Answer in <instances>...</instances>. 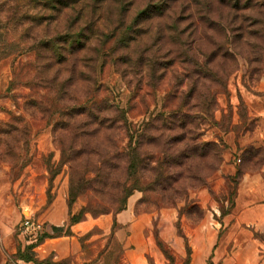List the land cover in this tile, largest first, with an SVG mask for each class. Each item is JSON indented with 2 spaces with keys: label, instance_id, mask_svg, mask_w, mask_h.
I'll return each instance as SVG.
<instances>
[{
  "label": "trees",
  "instance_id": "trees-1",
  "mask_svg": "<svg viewBox=\"0 0 264 264\" xmlns=\"http://www.w3.org/2000/svg\"><path fill=\"white\" fill-rule=\"evenodd\" d=\"M260 1L212 0L208 5L210 10H205L206 16L190 20L186 26L183 21L187 10L192 6L199 7L201 2L206 9L204 0H177L180 8L171 12L165 11L168 2L163 0L156 4L153 10L142 12V15H151L149 19L161 20L164 17H172L171 25L170 22L164 21L169 24L160 28L161 30L167 28L173 32L171 36L173 49L170 55L174 56L166 67L162 65L164 63L162 56L156 62V66L152 64L151 67L153 70L154 67L155 69L162 67V76L157 77L153 74V78L156 77L158 80L164 79L166 72L174 68L179 84L170 91H165L161 106L157 104L152 109L146 105L144 110L141 103L136 102L140 97L136 88H130L127 108L122 109L112 104L105 109L103 101L97 100V95L101 91L99 80L91 78L86 72H83L82 76L77 75L76 68L72 70L66 68L69 62H74L72 59L74 51L84 53L89 46L88 41L93 39L91 36L84 39L82 37L84 34L81 35L78 31L69 38L65 37L63 40L59 38L63 33L59 31L58 26L66 10L70 8L69 3L64 0L0 2L1 13L6 14V17L0 16V61L12 59V84L18 82L19 85L36 91L27 99L28 102L34 100L31 105L28 103L22 112L20 109L16 113L7 112L10 119L0 122V155L4 157L6 154L16 153H12L15 148L10 146L8 140L11 135L19 136L18 140L23 142L22 147L29 149L30 142L39 132L32 128V124L26 118L28 115H38L40 125L54 127L53 136L58 140L63 157L68 152V155H72L70 151L74 150L72 146L67 148L64 143V140L71 136L84 141L92 139L97 145H100L101 139L113 142V159L120 155L125 163L124 171L122 170L124 182L111 185L110 202L89 203V207L83 208L79 215L71 218L67 230L53 227L52 234H45L31 243L25 251L32 253L33 257L18 254L17 259L52 264L49 259L38 260L34 249L47 238L72 235L70 227L84 221L87 214L97 218L108 214L117 215L126 210L128 199L135 191H142L145 194L137 206L136 213L140 214L148 213L138 211L140 204L148 203L157 208L176 206L179 202L187 200L191 190L207 185V180L220 168L225 144L222 140L219 143L205 141L203 127H219L224 133L231 131L232 128L222 126L221 121L216 118V112L219 110L218 96L228 93V79L236 70H240L244 77L254 78L258 75V79L264 73V0ZM195 15L200 14L196 11ZM190 16H194V13ZM84 17H87L86 14H78L77 27H80L78 24ZM103 20V16L100 15L95 21L99 23ZM52 25L57 26L55 32L51 31ZM80 30L90 31L94 35L92 26L81 27ZM125 31L131 32L132 28H126ZM111 37H114L113 33ZM66 45H71V51H74L66 54ZM26 46L35 49L37 55L21 51ZM9 49L13 52H7ZM47 50L51 52H46ZM184 52L187 58L194 55L191 63L184 58ZM25 57L27 70L23 72L21 69L25 66L23 64ZM183 64H189V68L188 66L184 68ZM178 67H182L184 72H178L176 70ZM83 68L89 66L86 64ZM88 82L90 84L86 87ZM187 82H190V86L184 92L183 87ZM157 86L153 89H158ZM79 88H83L85 92H78ZM101 114L103 116H100ZM140 117L143 120L134 123ZM223 118H226L225 115ZM21 136L24 138L23 141ZM124 140H128L125 147ZM164 140L166 142H163ZM180 146L185 150V152L180 150L183 156H180L182 154L180 151L174 153ZM185 156L188 159L198 158L207 162L208 158L216 159V163L212 164L208 172H203L206 163L204 162L202 168L195 169L188 177L189 184L184 180L182 184L176 185L174 182L178 178H174V171L178 165H183L181 157L185 159ZM68 165L71 171L78 172L81 164L76 165L68 160ZM99 172L100 170H85L82 177L96 176ZM145 173L149 175L147 180L152 182L142 186L140 183L147 181L143 180ZM77 189L80 191L81 187L76 188L72 183L71 200L76 196ZM159 249L170 264H174L165 249L161 247Z\"/></svg>",
  "mask_w": 264,
  "mask_h": 264
},
{
  "label": "rangeland",
  "instance_id": "rangeland-1",
  "mask_svg": "<svg viewBox=\"0 0 264 264\" xmlns=\"http://www.w3.org/2000/svg\"><path fill=\"white\" fill-rule=\"evenodd\" d=\"M1 1L3 0H0V2ZM160 1L163 0H64V2L70 4V8L66 10V14L60 21V26H58L60 27L59 31L63 33L59 38L61 40L65 37L69 38L71 37V34L77 33L75 31H78L81 35L83 33L84 36L82 35V37L84 39L89 36L93 38L88 41L87 46H89L84 53L73 50L75 52V55L72 56L74 62H69V66L66 68H69V70L76 68L77 75L82 76L83 72H86L91 78H97V80H99L101 91L97 95V100L103 101L105 109H108V106L112 104L119 106L122 109L127 108L130 101V88L138 89L137 92L140 97L136 102L141 103L143 107L142 110L146 109L144 108L146 105L153 109L157 104L161 106V100L165 91H170L172 87L179 85L176 80L174 68H170L166 72L165 78L162 80H158L156 77L153 78V74H156L158 77L163 73V70H161L162 67L159 69H155L154 67L153 70L151 67L152 64L156 66V62H158L160 56H162V62H164L162 65L163 67H166L170 64L171 58L174 56L170 55V51L173 49V43L171 41L173 32L167 28H164V30H161L160 28L169 24L164 23V21L170 22L171 25L173 21L172 17H164L159 20L158 18L149 19L151 16L149 14L142 15V12L144 11L153 10L155 5L160 3ZM166 1L168 2L165 9L166 12H171L180 8L177 0ZM211 1L212 0H204V2H206V9H204L202 2L200 6L196 8L191 5L192 7H190L185 14V19L183 21L184 26H186L190 20H197L198 17L204 18L206 16L205 10H210V6L208 5ZM260 2H263V0ZM196 11H198L200 15L196 16ZM80 13L86 14L87 17L82 18L80 24H78L80 27H77V16ZM193 13L194 16L191 17L190 15ZM100 15L103 16L104 20L97 23L95 20ZM0 16L6 17V14H2L0 10ZM216 17L218 19V15H216ZM186 18L188 21H186ZM89 20L91 21L87 24ZM83 26H92L94 29V35H92V32L90 31L80 30L81 27L84 28ZM126 28H132V31L127 33L125 31ZM56 29L57 26L52 25L51 31L55 32ZM112 33L114 37H111ZM163 36L164 39H162ZM124 38H126V41H124ZM128 38L131 39L129 40ZM66 46L67 49H65V52L68 54L71 51V45ZM33 47L35 48L36 46L34 45ZM21 51L25 54L32 53L37 55L36 50L32 47L28 48L26 46L25 49H22ZM7 52L13 51L12 49H9ZM46 52L51 51L47 50ZM15 53L17 54L18 50ZM185 54L186 53L184 52V58L189 62L194 58V55L187 58ZM196 56L198 57V55ZM23 64L25 66L21 70L24 72L27 70L25 69L27 67L26 57ZM86 64L89 68H83ZM182 66L184 68L188 66L187 68H189V64H183ZM176 70L181 73L184 72L182 67H178ZM12 75V59L1 60L0 122L8 121L10 119L7 112L16 113L18 109L22 112L28 103L31 105V102L34 101L31 100L28 102L27 99L32 93L35 94L36 91H31L30 89L19 85L18 82L12 84ZM69 75L70 73H68V76ZM257 76L254 78L249 76L244 77L240 70H236L228 79V93L219 95L218 100H222L225 103V100H228L231 95L229 89L234 88L237 84H243L247 90L252 91L257 83ZM89 84L90 83L88 82L86 87H88ZM155 86H157L158 89H153ZM189 86L190 82H187L183 87V91L185 92ZM78 92L83 93L85 90L79 88ZM224 110L225 112L221 110L219 105V110L216 112V118L218 121H221L222 126L230 129L232 127L233 106L229 104L224 107ZM237 112L240 119L243 120V123L237 126L235 130L238 131L242 128L250 131L253 130V123L248 124L247 122L248 114L246 105L243 101L239 103ZM223 115H225L226 118H223ZM32 116L28 115L26 119L32 124H30L32 128L39 133L35 136L34 140L30 142L29 149L22 147L23 142L18 140L19 136L11 135L8 140L10 146L15 148V151H12V153H16L12 155L6 154L4 157L0 155V163L6 165L8 168V180L12 183L18 184V188L16 189L12 201L18 206L21 218L14 226V240L12 244L17 248L16 257L18 254H24L26 257H33L32 253H27V251H25L31 243L29 242V238L24 235L21 230L22 224L27 217H33L44 223L46 227L44 235H49L51 232L48 229V222L41 219V215L45 210L43 211L42 209L40 212H31L28 207L21 205V198L25 196L24 193L26 190L34 192L36 185L45 188L43 195L45 196L46 206L44 209L48 208L59 197L62 200H65L69 210L67 220V224L69 225L71 218L79 215L83 208L89 207V203L107 204L110 202L112 200L111 185L124 182L122 170L124 171L125 163L124 160L122 161L120 158V155L113 159V142H105L101 139L99 143L100 145H97L92 139L84 141L79 138L74 139V137L68 136V138L64 140L65 146L67 148L72 146L74 150L70 151L72 152V155H68V152L67 155L63 157V154L58 147V140H55L53 136L54 127L42 126L39 122L40 117H38V115ZM100 116H103V114ZM142 120V117L137 118L134 123L141 122ZM203 128L205 129L203 132L205 141L219 143L224 137V132L221 131L219 127L204 126ZM21 140H24L22 136ZM127 142L128 140L123 141L124 147ZM163 142L166 141L164 140ZM222 142L224 144L223 140ZM162 146L161 143V147ZM181 149L184 150L182 146L177 147L174 153ZM180 156H183V152ZM182 158L183 157H181V162H183V165L177 164L178 167H176L174 171V178H178V180L174 182L176 185L182 184L184 180L185 183H187L188 177L191 176L195 169L202 168L204 162L206 163L203 172H208V169L211 168L212 164L216 163V159L210 158L207 159L209 162L198 160V158L188 159L187 156H185V159ZM239 158L240 161L236 160V170L232 175H220V179L225 181L222 193H216L212 189V186L218 180L219 168V170L207 180V185L199 186L197 189L191 190L186 201L179 202L176 206L168 205L161 208L144 203L140 204L138 211L156 213L164 209L177 208L178 212L184 214L186 217L184 223H187L189 227L193 228L201 225L209 211L211 223L213 221H216V223H222L223 217L229 214L233 208L237 188L242 176L248 171L256 170L264 165V147H248V149L242 152ZM68 160L74 162L76 165L81 164L80 170L78 172L71 171L68 165ZM114 167L116 168V171H114ZM85 170H100V172L98 174L96 173V176L87 175L82 177V172ZM144 175L145 178L143 180H147V177L149 176L148 173H145ZM72 179L73 181H71ZM151 182L152 180L143 181L140 185L145 186ZM72 183L76 185V188L81 187L80 191L77 189L75 192L76 196L72 198L73 200H71L70 197V187ZM189 183L190 180L187 184ZM39 194V192L35 193V200ZM144 196V192L135 191L128 199L129 202L133 197L138 198L136 212L137 206ZM214 209L218 210L215 216L211 214L214 212ZM87 217L93 216L87 214L86 218ZM118 227L119 226L117 225L113 227V231L110 236L107 237L106 241L102 243H99L98 241V246L96 248L93 247V243L87 242L89 235L81 237L79 241L82 245L83 254L81 255L82 261L80 262L75 261V256L65 258L56 263H53L52 257H50L49 261L52 264H125L123 261V246L116 236ZM68 228H65L64 230H67ZM2 229L3 228L0 227V235ZM93 233L100 232L99 230H95ZM153 235L155 238V245H159V247L165 249L167 256L174 261V256L171 254L168 247L169 245L163 238V236L167 238L170 236V228L166 226L162 232V229H160L157 222H155ZM33 252L37 256V253L35 251ZM187 253L190 255L189 250ZM260 260L261 262H264V254Z\"/></svg>",
  "mask_w": 264,
  "mask_h": 264
},
{
  "label": "crops",
  "instance_id": "crops-1",
  "mask_svg": "<svg viewBox=\"0 0 264 264\" xmlns=\"http://www.w3.org/2000/svg\"><path fill=\"white\" fill-rule=\"evenodd\" d=\"M229 90L231 95L225 103L218 100L223 112L224 107L232 105L233 115L231 131L224 133L222 138L225 144L223 163L218 171V180L212 186L216 193H222L225 186V181L220 179L221 174L232 175L235 172L236 160H240L239 156L244 150L248 147H264V74L257 80L252 91L247 90L243 84H237ZM241 101L246 105L248 124L253 123L251 131L245 128L235 130L243 123L237 112ZM7 171V166L0 163V227L3 228L0 235V264H38L15 256L17 248L12 244L14 226L21 218L18 206L12 201L18 184L8 180ZM44 191V187L37 185L34 192L26 190L21 205L28 207L31 212L45 210L41 219L48 222L50 234L53 233V227L68 228L69 210L65 200L59 197L44 209ZM37 192L40 194L35 200ZM137 199L131 198L127 209L117 215L87 217L72 225L70 236L47 238L34 249L36 258L44 261L52 257L53 263H56L75 256V261L80 262L83 254L80 238L89 235L87 242L93 243L96 248L98 241L102 243L107 240L116 224L119 226L116 236L123 246L125 264H170L155 245L153 228L157 222L162 232L164 227L170 228V236L163 238L174 256V264H264L260 260L264 254V165L242 176L233 208L223 217L222 223H211L209 211L205 220L196 228L184 223L186 217L177 208L138 214ZM217 212L214 209L211 214L215 216ZM95 230L100 233H93Z\"/></svg>",
  "mask_w": 264,
  "mask_h": 264
},
{
  "label": "built area",
  "instance_id": "built-area-1",
  "mask_svg": "<svg viewBox=\"0 0 264 264\" xmlns=\"http://www.w3.org/2000/svg\"><path fill=\"white\" fill-rule=\"evenodd\" d=\"M21 230L22 233L29 238V242L33 243L44 235L46 227L44 223L34 219L33 217H27L22 224Z\"/></svg>",
  "mask_w": 264,
  "mask_h": 264
}]
</instances>
